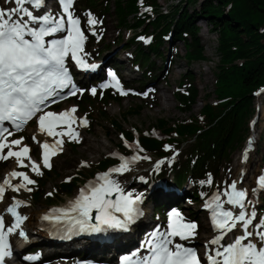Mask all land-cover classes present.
Masks as SVG:
<instances>
[{"label":"snow or ice","instance_id":"1","mask_svg":"<svg viewBox=\"0 0 264 264\" xmlns=\"http://www.w3.org/2000/svg\"><path fill=\"white\" fill-rule=\"evenodd\" d=\"M8 2L14 6L0 7V160L15 158L19 167L27 168V159L31 165L30 171L39 176L43 175L41 163L44 168L50 169L51 158L63 151V137L79 142V133L73 127L77 120L81 126H87L88 123L86 116L75 115V106L59 112L47 110L51 104L66 98L62 95L63 90L70 89L67 95L77 94L66 61L70 58L78 68L84 70H95L98 65L85 59L86 36L80 18L74 15V0H58L61 6L59 13L40 12L45 7L46 0ZM99 23L102 21L88 13L87 24L94 35L95 26ZM57 34L63 35L52 38ZM108 76L113 83H105L101 87H115L121 95L128 94L120 85L115 72L109 71ZM90 91L92 95H96L97 89L93 87ZM34 117L37 118L39 132L55 138L49 143L47 140H37L35 135L32 137L41 148V163L31 158V149L23 143L24 137L9 139L14 132L4 126L7 121L20 130ZM135 144L140 152L144 151L139 147L138 141ZM125 146L131 147L126 140ZM170 147L165 145L166 150ZM119 159L118 166L97 174L95 181H89L79 189V194L66 207L51 209L42 216V220L64 226L69 234L98 233L108 229L127 230L143 214L139 208L143 194L126 192L119 181L113 178V174L122 175L130 171L131 163L141 159L148 160L150 157L137 153L130 157L120 155ZM162 163L163 160L157 161L156 168L159 169ZM81 166H87L86 162H82ZM16 178H20L19 182L13 183ZM35 183L27 172L13 169L0 182V202H4L6 191L19 192L23 189L31 192L32 188L28 186ZM207 183H212L210 176ZM259 184L264 187V176L259 177ZM114 193L116 198L112 199ZM223 195L227 197L226 201L221 200V192L217 191L204 204L205 208L211 210L213 228L219 232V235L205 243L206 248L209 245L219 246L208 251V264H264V223L254 224L257 217L255 211L249 208L251 202L247 199L248 191L238 189L236 181H233ZM11 200L4 212H0V264H5L6 258L11 255L10 235L16 233L26 238L22 226L28 217L18 209L27 202L15 196ZM225 204L232 207L225 209ZM4 213L13 218L8 225ZM197 228L195 222L186 221L178 210L172 209L168 213L167 231L152 234L153 238L147 242L148 253L139 264H202L195 248L174 242L177 237L183 241L194 239ZM238 228L243 230L242 234L235 236L234 242L221 246V240ZM253 228L256 229L255 232ZM254 237L258 238L259 246L253 241ZM37 258L26 257L29 260Z\"/></svg>","mask_w":264,"mask_h":264},{"label":"rangeland","instance_id":"2","mask_svg":"<svg viewBox=\"0 0 264 264\" xmlns=\"http://www.w3.org/2000/svg\"><path fill=\"white\" fill-rule=\"evenodd\" d=\"M80 1L82 0H74L73 6L74 15L80 18L81 27L86 36L84 43V52L87 53L86 56L89 58L90 62H99V67L101 66V69L106 68L108 64L116 65L121 74L124 76L122 82L128 94H120L122 99L120 102H117L99 98L100 96L98 97L97 92L96 95H92L90 91L91 88H89L83 94L77 95L74 100H69L59 105L58 110L69 109L75 106L80 117L86 116L88 123L87 126H81L79 128L81 133L79 142L72 141L67 137L65 148L62 152L53 157L52 167L50 169L42 168L43 175L39 176L30 171L28 172V175L36 181V184L33 186L31 192L23 189L19 192L8 190L6 192L4 202L0 203V206H3V209H0L3 211L12 202L11 198L13 196L27 202L26 205H22L21 207H24L23 214L26 216L28 215V217L30 214L35 216L39 211L46 210L52 205L63 204L69 198H75L79 194V189H81L86 182L90 181V178H88L89 176H87L89 170H93L94 165H96L105 156L115 153L117 144L121 142V133L119 129L111 124L110 120H116L119 122L121 124V128L125 131H129L133 136L137 135L135 129L141 131L142 133L147 131L153 135V131H159L157 126L159 119L167 120L170 124H172L173 121H185L191 115L197 114L201 106L207 100L211 102L216 100L213 88L216 72L215 65L219 60V55L216 51L217 34L209 31V24L205 23L206 21L200 20L197 22L198 25L200 24L199 35L205 59L187 63L183 58L185 51L181 42L178 41L175 47L173 44L169 45L168 42H165L166 45L163 47L169 48V51L165 49V52H163L167 57L165 62L161 58H158L155 54H150V59L154 61L156 67L163 65V68L158 72H156L155 69L153 74L157 77L152 80V78H145L142 75V71H144L145 67L142 65L139 66L132 64L133 62L131 59L137 53L135 43H133V45L129 48H123V44L119 43L121 38L124 42L127 41L134 32L129 28L121 29V27L116 26V18L113 15L112 8L110 13L105 15L103 18H100L101 14L98 13V9L101 8L100 3L98 4L99 6L95 8L91 7L87 10H83L79 7ZM157 1L160 3L161 1L164 2L166 0ZM53 2L54 1L52 0L51 4L53 8L57 10V13H59L61 11L59 5L55 6ZM12 6H14V4H10L8 0H0V7ZM188 8L192 9L193 5L190 4ZM88 13H91L95 18L102 21V23L95 26V30L97 29V31H95V35L93 34L90 26L87 24ZM98 30L101 32V36L99 35ZM106 54H110L112 59L107 62H103V65H101V60ZM101 69L96 71L97 74L95 76L100 75L102 71ZM187 69L195 75L192 82L198 90V101L192 106V110L190 112H182L179 109V102L176 100L174 93L178 89L182 73ZM125 79L128 81L127 84L124 83ZM149 79L150 81H148ZM141 80H147V82L142 81L144 83L140 84ZM161 90L166 93V96L169 99L168 101L164 102L161 98ZM144 93H147V95H144ZM209 94L210 96L208 97L207 95ZM88 96L89 98H87ZM254 104L256 109L254 108L252 114L256 115L255 121H250L249 124L247 121L248 132L245 136L243 144L231 152L230 157L228 158L229 161L224 164L219 174L211 178V184H208L206 179L203 181L204 183H202V185L207 187L204 201L201 203H194L193 201L185 198L187 190L191 188L190 182H188L183 189H179L180 191L174 190L162 197V201L164 202L169 199L168 201H171V204L174 203L179 205L181 207L179 212L182 216L184 217L189 215L187 218L184 217L186 221L195 222L198 225L195 238H198L200 234H204V231L207 233V230H202V225H208L207 208L204 207L205 202L209 200L217 191L221 192V197H223V192L227 190L228 185L234 180L242 164L246 166L247 171L246 173L244 171V173L245 177L247 176L248 178L241 180L240 185L248 191L250 196L255 187V180H253V177L264 173V165H261L264 149V91L261 92L258 97L254 96ZM164 105L167 108L164 107ZM139 106L141 109L138 114L126 113L134 108L138 109ZM252 131L254 132V135L253 138L250 139ZM34 135L39 141H42L41 138L44 139V136L42 137L43 134L38 132L34 122H31L19 134L18 138L21 136L24 137L23 142L29 143L36 148V143L32 139ZM183 144V147L185 148V142ZM139 147L141 148V146ZM246 149L247 158L245 159ZM137 153L141 156L146 155L150 157V159H141L137 162L131 163L130 171H127L122 175L113 174V178L119 181L126 192L131 191L134 194H143V198L145 197L148 201L147 214L149 216L147 217L151 220L150 217L152 215L151 212L153 207L152 201L154 191L152 188L149 189L145 184L147 182V178L156 168V162L160 161V158H163V161L172 160L177 164H181L185 159L183 155L184 153L182 154L181 151H179V153L176 152L166 157L157 158V156L146 152L145 150L140 152L139 148L136 147V144H131L130 155L122 156L130 157ZM82 162H86L87 166H81ZM13 163L14 161L2 162L0 164V181L6 174L7 170L11 168ZM119 163L120 159L116 165H113V167L118 166ZM98 170L99 169H95L94 172ZM107 170H109V168L105 171ZM77 173L80 177L86 176L88 181L82 180V182H84H80V184H82L75 187L73 193L70 195H57L55 193L56 185L62 181L69 180V177H76ZM95 175L93 177H95ZM140 177H143L144 179L141 180ZM48 193L53 194L48 195ZM39 194L42 196L41 198L38 197ZM263 194L264 191L261 195ZM46 195H48V197H54L56 195L57 198L61 197V200L63 201H53L47 204L48 200L45 198ZM250 202L249 208L250 210L255 211L257 217L255 223H259L258 220L264 221V215L261 213L259 214L256 211V204H258L259 200L253 199ZM143 211L146 213L144 209ZM189 211H192V213L188 214ZM5 219L10 224L13 218L10 214H7L5 215ZM154 221H149V223L145 221L148 223L145 231H152V224ZM27 222L28 221L26 220L24 224ZM139 232L137 231V233ZM200 239L201 242H195L194 239L183 242L190 243L194 246L198 244H205L204 238L201 237ZM42 242H45V240ZM46 242L50 244L48 239H46ZM41 245L43 244L40 241L35 244H31L27 249L19 251L18 256L21 257L27 254L39 256L41 252ZM52 248L55 249L56 252L52 253L46 261L44 260L48 264H76V259L80 257L79 255H81V250H86L84 246H80V252L76 254H69L64 252L67 251L66 247L63 248L53 246ZM116 248H118L116 245L108 246L111 253L106 256L110 257L111 254H114L113 257H115L119 253V250H116ZM38 249H40L39 252L37 251ZM100 252H102V250H91V252L84 254V256L89 258L96 257L99 260L104 259V256L98 255ZM42 262L43 260L36 264H43Z\"/></svg>","mask_w":264,"mask_h":264},{"label":"trees","instance_id":"3","mask_svg":"<svg viewBox=\"0 0 264 264\" xmlns=\"http://www.w3.org/2000/svg\"><path fill=\"white\" fill-rule=\"evenodd\" d=\"M99 3L100 18L110 13L112 8L116 26L134 31L125 42L120 37L119 43L123 44V48L135 43L137 53L132 62L145 67L142 75L152 80L157 77L153 74L155 69L158 72L163 65L156 67L150 54H155L165 62L167 57L163 52L169 49L163 47L165 42L174 47L178 41L181 42L185 51L183 58L191 63L205 59L197 22L206 21L210 30L217 33L216 51L219 60L215 66L213 88L216 101L207 100L197 114L185 121H173L170 124L167 120L159 119L157 126L161 137L137 130L139 144L145 151L161 157L179 150L185 158L181 164L164 161L159 169L155 168L148 176L146 184L159 182L181 189L190 182L191 188L187 190L186 198L195 203L201 202L207 189L201 182L219 174L229 161L231 152L243 144L248 132L247 121L255 108L253 91L259 85H264V0H179L168 14L159 12L157 0H82L79 7L87 10L99 6ZM190 4L193 5L192 9L188 8ZM142 6H151L153 14L139 13ZM98 33L101 36L99 30ZM139 34L151 36L149 43L139 42L136 39ZM164 35L168 38L165 39ZM194 77L188 69L184 71L174 93L182 112H190L198 101V90L192 82ZM142 81L147 82L141 80L140 84L144 83ZM101 98L117 102L122 99L110 89ZM140 109L139 106L126 113L138 114ZM110 121L128 139L132 137L129 131L121 128L119 122ZM165 145L171 147L166 150ZM117 149L121 153H129L121 142L117 144ZM262 160L264 163V154ZM116 161L114 156H105L94 165L93 170H89L87 176H92L95 169L104 170ZM79 177L77 173L69 181L58 183L55 193L59 196L72 194L75 187L86 179V176ZM163 195L162 189H156L152 201L161 214L171 204L169 199L162 201ZM38 197L42 196L39 194ZM45 198L47 204L61 201V197L57 198L56 195H46ZM259 209L264 211V194L261 195Z\"/></svg>","mask_w":264,"mask_h":264},{"label":"bare ground","instance_id":"4","mask_svg":"<svg viewBox=\"0 0 264 264\" xmlns=\"http://www.w3.org/2000/svg\"><path fill=\"white\" fill-rule=\"evenodd\" d=\"M174 1H165V2H162V5H161V12L162 13H167L168 12V10H169V4H172ZM112 59V56L110 55V54H106V55H104V57L102 58V60H101V65H103V62H107V61H109V60H111ZM160 96H161V98L163 99V101L165 102V101H168L169 99L167 98V96H166V93L163 91V90H161V93H160ZM164 107H166L165 105H164ZM167 108V107H166ZM263 112H264V109H263ZM75 115H76V113H75ZM39 131V130H38ZM43 136H45V134L43 133ZM45 140H47V141H49L47 138H44L43 139V141H45ZM51 141L53 142L54 141V139H51ZM247 150V149H246ZM245 150V151H246ZM15 163L17 164V162L15 161ZM13 169H16L15 168V165H14V163L11 165V168L9 169V170H7V172H6V174L7 173H9V172H11ZM244 171H245V173H246V171H247V169H246V166L244 165V164H242V166H241V168L239 169V171H238V173L236 174V177L234 178V180L233 181H236V183H237V185L239 186L240 185V183H241V180H243V179H247L248 177L246 176L245 177V173H244ZM244 173V174H243ZM5 174V175H6ZM5 175L3 176V178L1 179V182L3 181V179L5 178ZM247 175V174H246ZM255 177V176H254ZM253 177V180H255L256 179V177L254 178ZM19 179L20 178H18L16 181L15 180H13L12 182L13 183H17V182H19ZM232 181V182H233ZM240 187V186H239ZM115 194V193H114ZM115 196H116V194H115ZM222 201H224V199H221ZM0 208L1 209H3V206H0ZM51 208V207H50ZM50 208H48V209H50ZM0 209V212H4L3 210H1ZM6 209V208H5ZM48 209H46V210H41V211H39L35 216H33V214H30L29 215V217H28V215H27V217H28V219H27V223H26V225H27V229H25V228H23L24 229V231L26 232V234H27V231H30V236L29 237H27V238H25L24 240V243L22 244V246H21V249L22 250H24V249H27L31 244H35V243H37V242H41L43 245H41L40 247H41V254L39 255V256H43L44 258H49V256L52 254V253H54V252H56L55 251V249H53L52 248V246L50 245V244H48V242H46V238H47V236H46V234L41 230V225H42V222H41V216L43 215V213H45V212H47V210ZM18 211L21 213V214H23V212H24V207H20L19 209H18ZM5 215H7V213H4ZM23 215H25V214H23ZM144 221H147V222H149L150 221V219H149V217H147V220L144 218V220H142V222H144ZM151 222V221H150ZM23 226H25V224H23ZM202 230L204 231V230H207V232L208 233H205L206 231H204V234H200V236L198 237V238H194V241L195 242H200L201 241V237H203L204 238V241H206L207 239H209V237H210V235L211 234H213V232H214V229H213V227L210 225V224H208V225H202ZM253 230V229H252ZM255 230V229H254ZM32 232H34V233H32ZM242 231L238 228L237 229V233H239L240 235L242 234L241 233ZM148 234V230H146V231H142V232H140V235L137 233V232H134V233H131L130 234V238L128 239V242L127 243H125L122 247H120L121 246V244H119L117 247L118 248H116V250H121V249H124V248H127L128 246H130V245H133L134 243H136V245H141V240H142V238H141V235L142 236H145V235H147ZM210 234V235H209ZM152 236V235H151ZM153 238V237H152ZM254 239H256L255 237L253 238V240ZM43 240H45V242H42ZM225 240L223 239V241L220 243V245L221 246H225ZM190 245V244H189ZM211 247H219V246H216V245H210ZM79 248L80 247H71V248H68V249H66L67 251H64V252H66V253H69V254H76V253H78V252H80V250H79ZM148 250V247H147V242L145 241L142 245H141V247H140V251H147ZM197 250L199 251V253L200 254H202V253H204V251H205V249L203 248V246H199V247H197ZM81 251H86V253H89V252H91V251H88V250H81ZM125 251H127V250H124V252ZM136 252H137V250H133V253L134 254H136Z\"/></svg>","mask_w":264,"mask_h":264}]
</instances>
